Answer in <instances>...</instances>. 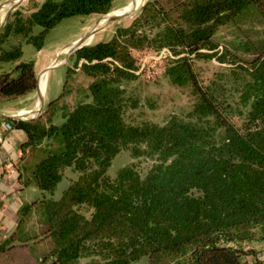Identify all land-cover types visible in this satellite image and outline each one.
Here are the masks:
<instances>
[{"label":"trees","instance_id":"obj_1","mask_svg":"<svg viewBox=\"0 0 264 264\" xmlns=\"http://www.w3.org/2000/svg\"><path fill=\"white\" fill-rule=\"evenodd\" d=\"M112 4L43 0L30 13H9L0 28V103L36 88L24 44L40 50L63 20L106 14ZM246 18L264 26V0H147L108 40L75 50L63 91L44 112L7 118L26 137L20 181L39 196L21 205L0 240V264H264L243 245L264 241V37L221 50L215 39ZM144 49L173 56L164 75L192 97L184 116L126 120L137 106L127 95L137 78L132 51ZM211 58L220 66L202 83L193 62ZM76 68L89 82L70 106L61 98ZM123 149L132 161L110 176ZM142 159L150 161L144 174ZM67 169L75 177L55 198Z\"/></svg>","mask_w":264,"mask_h":264},{"label":"rangeland","instance_id":"obj_2","mask_svg":"<svg viewBox=\"0 0 264 264\" xmlns=\"http://www.w3.org/2000/svg\"><path fill=\"white\" fill-rule=\"evenodd\" d=\"M43 0H0V28L4 24L9 13L15 9H19L23 13H30L34 11ZM147 0H113L112 8L106 14L89 15L85 17H73L63 20L59 25L50 31L47 36L46 43L43 48L39 50V72H35L36 80L39 78V73L42 70L54 64H57L48 78V96L60 95L63 91L65 83L66 66H73V53H71L67 60L61 64L67 57L70 49L75 44L82 43L83 45L94 44L99 41L108 40L114 33L117 26H126L133 19L139 8ZM117 15L115 19L104 22L107 15ZM120 14V15H119ZM4 17V18H3ZM263 33V35H262ZM245 37L251 40H258L264 37V26L252 23L251 19L246 18L240 25L227 24L219 28L215 34V39L219 43L218 49L221 50L224 44L229 41H239L240 38ZM23 59L29 60L33 49L31 45H23ZM132 54L136 60L137 78L131 81L127 86V95L137 99V106L135 108H128L125 113V118L128 122L137 124L143 121L163 124L170 116H184L192 106V97L187 88H179L170 83L165 77L164 70L166 65L173 59V56L168 49H162L155 52L150 49L134 50ZM194 69L198 75V79L202 83H206L213 75V73L220 66L216 58L208 60L201 59L193 62ZM35 70V67H34ZM46 80L45 73H41L38 82L44 85ZM58 80V83H57ZM89 79L86 78L76 68L74 73L67 80L66 87L68 93L65 94L61 100L72 106L77 100L82 98L81 90L87 87ZM59 85V94L58 91ZM57 96V97H58ZM24 97L13 101H18ZM10 101V102H13ZM50 102V101H49ZM48 102V103H49ZM48 103H44L38 107L35 117L42 114ZM31 113L22 115L29 116ZM34 118L28 117L27 119ZM61 119L56 120L60 123ZM132 161L129 150L123 149L111 161L107 168V173L110 176H115L118 170ZM150 161L140 160L138 162V169L142 174L145 173ZM65 176L57 184L53 197L58 198L62 190L67 186L68 179L74 178L75 173L71 169L65 171ZM39 196L36 194L33 200ZM82 211L89 216V212L82 209ZM36 217L32 214L27 220V227L34 226ZM245 248H253L256 251V259H264V241L250 242L243 244ZM246 259L251 263L254 262L252 256L247 255ZM132 264H145V258L142 257Z\"/></svg>","mask_w":264,"mask_h":264},{"label":"crops","instance_id":"obj_3","mask_svg":"<svg viewBox=\"0 0 264 264\" xmlns=\"http://www.w3.org/2000/svg\"><path fill=\"white\" fill-rule=\"evenodd\" d=\"M106 19L104 22L107 21ZM29 50L33 52L29 59L34 61L35 72L38 73L40 70L39 50L34 48ZM56 65L53 59V65L47 68V72L45 69L39 73V79L41 73L44 72L46 75L45 83L43 80L44 85L37 82L35 90L23 99L0 103V240L14 230L18 219V209L21 205L31 202L39 192L34 186H24L20 181L21 146L26 137L23 131L13 127L7 118L18 116L25 120L28 117H35L37 105L41 107L44 103L54 99L55 96H48L47 91L50 72L56 68ZM57 93L59 94V85ZM21 112L31 114L23 117L19 115ZM5 124H9L11 128L8 129ZM10 170L14 172L10 174Z\"/></svg>","mask_w":264,"mask_h":264},{"label":"water","instance_id":"obj_4","mask_svg":"<svg viewBox=\"0 0 264 264\" xmlns=\"http://www.w3.org/2000/svg\"><path fill=\"white\" fill-rule=\"evenodd\" d=\"M108 17H107V20H110V19H112L113 17H117V15L115 14V15H107ZM87 44H85V45H83L82 43H79V44H75L74 46H72L71 47V49H70V51H69V53H68V55H67V57L64 59V61L61 63V64H63L66 60H67V58H68V56L71 54V53H73L75 50H77V49H79L80 47H82V46H86ZM46 72H47V70H46ZM39 81V78H37V82ZM37 82H36V85H37ZM11 118H15V119H22V118H19L18 116H12ZM25 120H27V119H25Z\"/></svg>","mask_w":264,"mask_h":264},{"label":"bare ground","instance_id":"obj_5","mask_svg":"<svg viewBox=\"0 0 264 264\" xmlns=\"http://www.w3.org/2000/svg\"><path fill=\"white\" fill-rule=\"evenodd\" d=\"M1 17V16H0ZM4 18V17H3ZM113 19H115V17H113L112 19H110V20H107V21H111V20H113ZM35 111H38V107H36V109H35ZM26 113H28V112H21L19 115L21 116V115H24V114H26Z\"/></svg>","mask_w":264,"mask_h":264},{"label":"built area","instance_id":"obj_6","mask_svg":"<svg viewBox=\"0 0 264 264\" xmlns=\"http://www.w3.org/2000/svg\"><path fill=\"white\" fill-rule=\"evenodd\" d=\"M5 126H6L8 129L11 128V126H10L9 124H5ZM13 172H14L13 170H10V174H12Z\"/></svg>","mask_w":264,"mask_h":264}]
</instances>
